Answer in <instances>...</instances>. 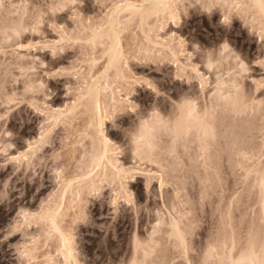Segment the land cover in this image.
<instances>
[{"label":"rangeland","instance_id":"1","mask_svg":"<svg viewBox=\"0 0 264 264\" xmlns=\"http://www.w3.org/2000/svg\"><path fill=\"white\" fill-rule=\"evenodd\" d=\"M260 1L0 0V264L259 258Z\"/></svg>","mask_w":264,"mask_h":264},{"label":"snow or ice","instance_id":"2","mask_svg":"<svg viewBox=\"0 0 264 264\" xmlns=\"http://www.w3.org/2000/svg\"><path fill=\"white\" fill-rule=\"evenodd\" d=\"M66 5L64 4H61V5H55L54 6V9L55 8H60L62 9L63 7H65ZM49 28H51L53 30L54 33H56L57 35H59V33L57 32V28H56V25H49ZM60 28L62 29L63 28V25L60 26ZM33 31H35V29H33ZM262 39H264V36H262ZM62 40H63V37L60 36L59 39H54L48 43H44L43 45H38L40 47H43V48H47L51 51V55L53 58H55L57 56V46L60 45L62 43ZM33 45L29 44L27 45V47L31 48ZM21 47H24V45H21ZM62 51V49H60ZM262 56H264V52L261 53ZM237 60L239 61V57H237ZM256 64L260 65L261 67H264V59H261V60H256L255 61ZM239 69L241 70V74L243 73H247L250 69V65L249 64H246V63H243V62H240L239 63ZM33 71L35 69H32ZM57 71H61L60 69H57ZM203 87V85H201ZM261 88H264V74H262V77H261ZM149 87H151V85H149ZM186 103H190V102H186ZM135 110V109H133ZM154 116H158V113H153ZM254 251V249H253ZM191 264V262H190ZM234 264H244V262H234ZM251 264H264V248H261V251H260V256L258 259H253L251 261Z\"/></svg>","mask_w":264,"mask_h":264},{"label":"bare ground","instance_id":"3","mask_svg":"<svg viewBox=\"0 0 264 264\" xmlns=\"http://www.w3.org/2000/svg\"><path fill=\"white\" fill-rule=\"evenodd\" d=\"M159 2H162V0H158ZM258 1V0H257ZM260 1V0H259ZM263 1V0H262ZM260 4H261V6H262V2L260 1L259 2ZM129 7H135V5H133V4H129L128 5ZM122 9V8H121ZM127 9V8H126ZM129 10H130V8H129ZM131 11H132V9H131ZM133 11H135L134 9H133ZM132 11V12H133ZM120 12V11H119ZM112 20H114L115 21V19L114 18H112ZM97 104H98V102H97ZM99 106V105H98ZM98 110L99 111H101L100 110V108L98 107L97 108V112H98ZM98 114L100 115V112H98ZM106 138V137H105ZM108 139L106 138V146H108ZM106 152H107V150L104 152V155H106ZM58 213H56V215H57ZM55 215H53V219L51 218V220L53 221V226L55 227L54 229L55 230H57L58 232H59V234H60V237H61V242H62V245H63V247H64V251H65V255H66V259L68 260V257L70 258V257H72V248H71V246H70V239H69V237L63 232V231H61L60 229H59V225H57L58 223L56 222V219H55V217H54ZM70 243V244H69ZM72 259V258H71ZM69 262H70V260H69ZM70 263H72V262H70ZM69 263V264H70Z\"/></svg>","mask_w":264,"mask_h":264}]
</instances>
